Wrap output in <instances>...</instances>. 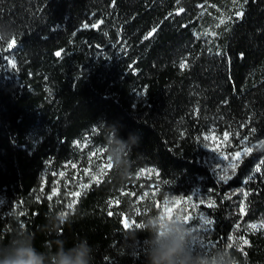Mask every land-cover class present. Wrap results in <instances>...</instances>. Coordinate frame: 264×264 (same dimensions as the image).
Segmentation results:
<instances>
[{"label":"trees","instance_id":"obj_1","mask_svg":"<svg viewBox=\"0 0 264 264\" xmlns=\"http://www.w3.org/2000/svg\"><path fill=\"white\" fill-rule=\"evenodd\" d=\"M0 24L16 38L0 45V241L86 237L94 264H145L129 231L189 199L206 244L264 264V0H0ZM110 124L140 137L127 180L108 167ZM53 211L69 217L57 232Z\"/></svg>","mask_w":264,"mask_h":264},{"label":"clouds","instance_id":"obj_2","mask_svg":"<svg viewBox=\"0 0 264 264\" xmlns=\"http://www.w3.org/2000/svg\"><path fill=\"white\" fill-rule=\"evenodd\" d=\"M14 36L13 28L0 24V45ZM105 130L107 160L115 174L127 180L130 175L128 157L138 146L140 137L129 133L127 139L121 138L116 124L105 125ZM46 219L50 232L59 231L69 221L63 211H53ZM139 225V231L133 228L127 238L134 249L138 233L145 235L142 244L145 264H237L228 249L206 244L203 235L178 216L169 220L162 219L161 215H149ZM94 252L86 237L74 239L70 244L55 239L49 247L40 250L30 231L18 229L6 242L0 241V264H94Z\"/></svg>","mask_w":264,"mask_h":264},{"label":"rangeland","instance_id":"obj_3","mask_svg":"<svg viewBox=\"0 0 264 264\" xmlns=\"http://www.w3.org/2000/svg\"><path fill=\"white\" fill-rule=\"evenodd\" d=\"M219 143V140L215 137V136H210L208 138V148L210 151L214 150V147L217 146ZM217 160L223 164L222 165V175L225 177L227 176L226 170H228L231 167V163L230 161H226L222 156H218ZM152 173L150 170H145L141 173V177L145 180H149V178L151 177ZM148 185V187L143 188V192L144 194L140 197L142 199H145L147 196L150 198L151 195L153 194L152 190L149 188L151 187L150 184H146ZM153 185V184H152ZM181 201L180 204H174L175 201ZM183 201H188L187 204L183 203ZM193 202L190 201L189 199H171L167 202H159V201H155L154 203V210H160V214H164L166 207L170 209V214L173 217L176 216H183L185 214L191 215L193 217V219L187 224L189 225L191 228L195 229V231L197 232H202L204 231L203 229L205 228V226L202 227L199 217L197 214V212L192 208ZM148 212V210L146 209V207H140L138 208L134 214H131V217L125 216L124 217V222L127 220L129 222V224L131 225L133 222H135V216L139 217L142 216L143 214H146Z\"/></svg>","mask_w":264,"mask_h":264},{"label":"snow or ice","instance_id":"obj_4","mask_svg":"<svg viewBox=\"0 0 264 264\" xmlns=\"http://www.w3.org/2000/svg\"><path fill=\"white\" fill-rule=\"evenodd\" d=\"M180 11H183V9H180ZM241 14H242V13H237V15H241ZM222 22H223V21H222ZM84 26H85V27H89V25H87V24H85ZM91 27L98 28V27H99V24H92ZM6 43L8 44V47L11 48V47L16 43V38L13 37L12 39L8 40ZM2 50H3V49L0 48V51H2ZM55 54H56L57 57H59V56L61 55V52H60V51H57ZM9 63H13V62L10 60ZM13 66H15V65L13 64ZM180 67L183 69L184 67H186V65L182 63V64L180 65ZM224 137H225V139H227V137H228V133H225V134H224ZM251 151H252L251 148H245V149H244V153H245V154H248V153H250ZM239 156H240V153H236V154L233 156V159H238ZM262 163H264V162H262ZM108 167L110 168L111 165L108 164ZM231 167L234 169V168L236 167V165L233 164V165H231ZM256 171H257V172L260 171L259 166L256 168ZM104 174H105V173H103L102 170H101V172L98 173V175H104ZM222 178H223V177H222ZM76 195H79V194L77 193ZM245 195H247V193H246ZM49 199H51V197H49ZM180 203H181V201H179V200L174 202V204H180ZM183 203L187 204L188 201H183ZM208 206L211 207L212 205L210 204V205H208ZM73 207H74V202H70V203L68 204V208H69V209H72ZM195 207H196V205H193V209H194ZM240 211H241V212H244V211H245V208H244V205H243V204L240 205ZM64 214L66 215V213H64ZM178 217H179V218H182V220H183V222H184L185 224H188V223L193 219V217H192L191 215H188V214H185V215H183V216H178ZM161 218H162V219H169V220L172 219V216H171V214H170V209H169V208L166 207L165 213H164V214H161ZM199 220H200V223H201L202 227H203V226H208V225H211V224H212V221H211L210 219H207V218L203 217L202 215L199 217ZM130 226H131V225H130L129 222L126 220V221L124 222V227H125V228H128V227H130ZM261 226L264 227V224H262ZM135 227L139 228L140 225L137 223V224H135ZM250 227H252V228H256L257 226H256V225H250ZM194 230H195V229H194ZM204 230H207V228L205 227ZM229 239H232V237H229ZM243 243H244V244H247V241H244ZM228 246H229V247H232V245H228Z\"/></svg>","mask_w":264,"mask_h":264}]
</instances>
